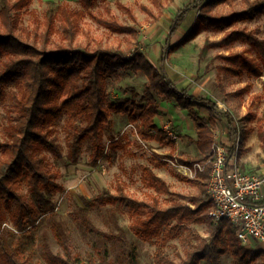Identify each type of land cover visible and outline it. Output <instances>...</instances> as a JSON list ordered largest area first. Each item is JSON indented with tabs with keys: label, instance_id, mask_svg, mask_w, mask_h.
I'll use <instances>...</instances> for the list:
<instances>
[{
	"label": "trees",
	"instance_id": "16d2710c",
	"mask_svg": "<svg viewBox=\"0 0 264 264\" xmlns=\"http://www.w3.org/2000/svg\"><path fill=\"white\" fill-rule=\"evenodd\" d=\"M32 1L0 0V100L10 99L9 111L15 118L4 126L5 139L0 136V264L30 263L36 255V239L31 230L36 227L39 217L44 215L51 217L54 233L63 251V254H56L45 243L49 264H79L65 226L57 218L54 202L55 195L63 191V186L58 183L59 175L51 169L47 154L53 153L57 158H63L57 144V126L64 122L63 128L68 134L69 159L78 163L84 146L88 145L92 151L91 164L98 167L106 158L103 132L112 114H126L132 123H139V136L144 141L164 142L169 139L155 121L159 113L154 98L156 93L175 101L187 111L197 132L195 157L178 159L174 154L157 156L156 166L168 167L170 161L188 168L207 163L196 178L182 176L196 185L199 193L192 200L183 202L181 198L185 199L184 196L172 192L166 181L150 167H144L143 180L156 193L147 199L128 196L121 182L116 186L117 195L103 190L92 198L82 197V222L86 231L94 236V252L88 254L90 264H139L137 247L130 242L127 232L116 218L118 233L113 237L118 251L113 263L107 235L88 217L89 209L117 201L123 202L128 208L133 224L138 227V234L145 239H159L156 264H177L164 254L168 242L183 231H190L192 224L204 222H209L210 236L199 238V243L188 252L182 264H201L203 261L222 264L221 258L227 253L232 256V264H264L262 248L243 246L230 221L225 220L215 227L209 217L213 203L207 185L214 156L212 145L216 114L221 111L217 104L209 98L178 89L167 72L165 57L157 66L141 51L128 54L101 44L93 50L74 47L73 42L82 31L80 23L86 12L109 33L136 34L135 28L120 24L114 11L108 7L105 8L107 16L92 13L99 1L106 0H79L83 8L80 11L52 4L43 20L36 17L33 27L26 28L21 24V12ZM151 2L158 8L163 5V0ZM235 2L194 0L176 16L171 27L172 35L179 30L192 10H198V17L183 41L194 39L204 30L224 32L228 26L250 18V13L257 16L264 14V1L253 2L240 12L213 14L218 7L234 6ZM144 9L155 18L153 11ZM54 37L58 39L56 44H53ZM237 42L247 45V50L220 55L219 59L225 64L218 68L219 71L239 78L245 75L251 79L263 77L264 64H260L252 53L264 62V39L253 32L227 30L221 40H207L200 55L205 56L208 49L229 47ZM172 49L175 50L176 46ZM131 73H142L148 79L145 90L150 100L148 106L134 100H109L108 78L125 79ZM252 86V82H249L244 92H249ZM262 90L263 94L258 98H264V81ZM201 110L209 113L208 122L202 118ZM229 123V135L237 138L238 130L233 127L232 117ZM111 147L114 151L121 148V140L113 141ZM236 149L235 145L229 148L231 158L235 157ZM25 189L27 194L24 193ZM158 194L178 196L180 199L172 200L169 206L163 207ZM5 223L11 224L19 235L15 242L12 231L3 227Z\"/></svg>",
	"mask_w": 264,
	"mask_h": 264
},
{
	"label": "rangeland",
	"instance_id": "374dc122",
	"mask_svg": "<svg viewBox=\"0 0 264 264\" xmlns=\"http://www.w3.org/2000/svg\"><path fill=\"white\" fill-rule=\"evenodd\" d=\"M256 1L264 0H236L234 6L218 7L213 14L226 15L240 12ZM193 2L194 0H163V5L158 8L151 0L99 1L92 9L93 14L107 16L105 8L108 7L114 11L120 24L135 28L136 34L109 33L86 12V16L80 23L82 31L76 36L73 46L93 50L101 44L114 50H123L128 54L141 51L157 66H160L164 57L167 58V72L178 89L209 98L221 110L216 114L217 121L214 129L225 128L230 133L229 120L230 117L233 118V127L237 128L238 137H231L227 133L223 140L228 149L232 145L237 147L235 157L244 171L259 173L264 166V98L257 96L263 94L264 76L251 79L245 75L239 78L219 71L218 68L225 64L219 59L220 55L247 50V45L241 42L229 47L208 49L205 56H201L200 52L207 40L219 41L225 36L227 30H246L264 39V14L257 16L250 13V18L228 26L224 32L204 30L194 39L183 41L198 17V10L189 12L174 35H172L171 27L178 13ZM52 4L55 7L64 5L72 11L83 10L79 0H33L29 7L21 12L22 26L32 28L36 17L40 21L43 20ZM144 8L153 11L155 18L149 16ZM56 43L58 39L54 37L53 44ZM173 46H176L175 50L172 49ZM169 52L172 53L169 54ZM252 54L258 58L260 64H264L261 58ZM249 82H252L253 86L249 92H244ZM107 83L110 101L134 100L139 104L149 105L150 100L145 93L148 79L142 73H131L125 79L109 77ZM154 98L159 109L155 119L158 128L163 131L168 128L176 139L169 137L164 142L144 141L139 136V123H132L126 114H112L103 132L106 158L98 167L91 164L92 151L88 145L84 146L79 162L73 163L69 159L68 134L63 128L64 122L57 126V144L60 146L63 158L59 159L53 153L47 154L51 169L58 173L57 181L63 186V191L55 195L54 202L57 207V218L65 226L79 264H90L88 254L94 252L92 248L94 236L86 231L80 214V208L84 206L82 197L92 198L103 190H109L117 195L116 186L118 182H121L128 196L140 200L147 199L151 194L156 193L143 180L144 167H150L155 171L154 173L162 174L167 179L171 191L185 197V199L181 198L183 202L192 200L199 193L196 185L182 177L193 178L188 169H182L173 161L168 163V167L157 168L156 166L157 156L174 154L178 159L195 157L197 132L196 125L187 111L181 109L175 101H170L158 93L154 95ZM9 106V98L0 100V136L3 139H5L4 126L15 119L9 111ZM200 113L208 122L209 113L206 110H201ZM118 139L121 140L122 147L114 151L111 143ZM24 193H28L27 189ZM158 197L163 207L169 206L172 200L180 199L178 196L167 194H158ZM88 217L107 235L113 263L118 251L113 237L118 233L114 220L116 218L118 224L127 232L130 242L137 247L139 264H156L155 255L159 239H145L137 233L138 227L133 224L130 212L123 202L117 201L103 207H93L89 209ZM3 227L12 231L13 242H15L19 236L16 230L9 223H5ZM31 232L36 239V255L29 264H49L45 243L54 253L63 254L49 215L40 216L36 227ZM210 233L209 222L192 224L190 231L185 230L177 238L168 242L164 254L175 263L182 264L188 252L199 243V238H208ZM257 246H259L258 243L250 247ZM221 260L222 264H232L233 259L231 254L227 253ZM201 264H208V262L203 261Z\"/></svg>",
	"mask_w": 264,
	"mask_h": 264
},
{
	"label": "built area",
	"instance_id": "2783aa9c",
	"mask_svg": "<svg viewBox=\"0 0 264 264\" xmlns=\"http://www.w3.org/2000/svg\"><path fill=\"white\" fill-rule=\"evenodd\" d=\"M164 132L176 139L168 128ZM227 133L225 128L214 129V156L207 185L213 203L209 217L215 227L225 220L230 221L243 246L251 248L258 243L264 250V166L256 174L244 171L237 158L229 155L223 140ZM206 164L198 163L188 168L175 163L182 169H188L193 178L205 169Z\"/></svg>",
	"mask_w": 264,
	"mask_h": 264
},
{
	"label": "crops",
	"instance_id": "0c3cea01",
	"mask_svg": "<svg viewBox=\"0 0 264 264\" xmlns=\"http://www.w3.org/2000/svg\"><path fill=\"white\" fill-rule=\"evenodd\" d=\"M158 168V167H157ZM155 172V171H154ZM156 174V173H155ZM158 177H160V178H162L164 181H166V183L168 184V182H167V179L166 178H164L163 176H162V174H156ZM257 247H259V248H261L260 246H257Z\"/></svg>",
	"mask_w": 264,
	"mask_h": 264
}]
</instances>
